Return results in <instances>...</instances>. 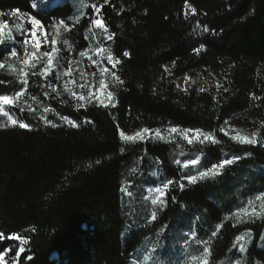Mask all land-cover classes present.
Instances as JSON below:
<instances>
[{
  "label": "trees",
  "instance_id": "1",
  "mask_svg": "<svg viewBox=\"0 0 264 264\" xmlns=\"http://www.w3.org/2000/svg\"><path fill=\"white\" fill-rule=\"evenodd\" d=\"M188 2L197 15L187 19L185 0H111L105 6L103 17L114 37L112 53L121 59L117 73L124 82L113 87L117 107L92 103L75 108L71 99L61 107L53 100L78 127L44 126L28 112L22 117L30 130L0 127V232L30 237L21 264H128L144 231L127 234L125 228L123 171L136 150L128 148L143 149L166 162L171 145H129L120 141L118 126L126 133L168 125L199 128L213 132L221 141L205 149L208 161H218L223 151H229L248 155L231 169L264 164V146L240 144L219 132L227 118L240 113L258 124L264 141V0ZM32 3L38 5V0H0V12L35 15L49 25L48 31L51 24L64 19L68 24L64 37L74 52L88 46L90 7L85 16L72 22L75 8L70 2L45 8H32ZM121 8L125 11L117 15ZM198 23L211 31L203 32ZM198 42L207 44V51L200 55L192 51ZM124 51L130 56L123 57ZM2 54L0 49V61ZM168 63L173 64L171 73L164 71ZM202 69L228 91L200 92L196 87L176 86V78ZM13 83L9 75H0V94L20 88ZM163 167L167 175L172 172L168 164ZM215 187L206 181L175 190L174 204L168 194L167 208L154 225L175 215L180 202L198 206L208 212L212 225H220L210 242L209 264L225 259L246 229L253 232L248 264H264V247L259 246L264 222L224 219L227 207L214 199ZM10 243L0 242V250ZM28 255L34 257L32 261H26ZM8 256L13 264L14 252Z\"/></svg>",
  "mask_w": 264,
  "mask_h": 264
},
{
  "label": "rangeland",
  "instance_id": "2",
  "mask_svg": "<svg viewBox=\"0 0 264 264\" xmlns=\"http://www.w3.org/2000/svg\"><path fill=\"white\" fill-rule=\"evenodd\" d=\"M65 2H70L75 8L73 16L69 19L72 22H77L85 16L87 8L93 4V0H38V5L45 8L51 4L57 5ZM12 12L9 11L5 15L0 12V23H7L17 42L22 43V30L30 29L31 25L28 23V19L32 15L18 12L16 16H12ZM59 21H55V23L58 25ZM65 24L68 25L67 22ZM17 25H21L22 28H18ZM9 29H5L6 36ZM67 30L68 27L60 26L55 29L51 27V30H47V43H43L44 38L41 37L43 46L37 50L38 62L36 63V68H32L31 64L27 66L22 64V60L24 59L22 47L17 48V57H10L7 53L13 46L12 42L8 41L6 46H0L3 53V60L0 61V64L4 65L3 68H0V75H9L16 81L13 84L20 86L18 90L13 91L11 94L0 95L15 96V93L21 90L25 93L14 105L3 106L4 110L9 111V114L13 115L18 121L24 122L22 115L28 112L36 117L35 119L38 123L44 126H50V124L45 123V120H50L55 125H68L66 121L61 119L62 116L67 115L61 112V108L53 105V100H57L61 107L66 105L70 99L73 101L70 102L73 103L75 108L84 107L92 103L100 105L98 99L93 98L89 100L87 97L90 90L100 93L101 80L107 85L104 93L112 91L116 97L113 87L119 84L120 81L116 80L112 75L113 72L118 75L117 67L113 68L107 62V55L109 52L112 53V41L106 40L108 33L103 32L102 29L90 26L87 32L89 44L85 49L81 50L86 51L87 56L80 57V51L74 52L71 43L64 37ZM53 38L56 40L55 46L58 51L48 74L41 76L40 72L47 64V60L42 56V53L51 51V39ZM97 48L106 50L97 54ZM28 51L31 52L33 49L29 46ZM88 56H91L93 59L89 60ZM93 60L97 63L93 64ZM172 66V63H168L165 66L170 73ZM102 67L108 68V72L102 74L100 72V68ZM69 69H71V73L65 75ZM22 71L28 73L26 77L28 85L26 88L21 83V80L25 78L21 74ZM186 77H189L190 80L186 81ZM175 83L177 87L179 86L183 90L191 87H196L197 89L204 88L205 90L215 88V90H218L217 85H220L217 78L206 69L195 70L192 73L180 76L175 79ZM81 84L84 85L83 88ZM65 86H67V90ZM53 88L55 92L52 91ZM72 92L76 93L75 97L71 95ZM80 95L85 96L86 99L83 101L78 100L77 97ZM113 102L115 103L116 101ZM107 103L108 101H105V104ZM29 108H31V111H29ZM45 108H48L49 111L45 112ZM20 109H23V112ZM42 116L44 119H41ZM73 121L78 125L75 120ZM226 121L228 123H224L222 127L229 133V137L240 134L251 138L253 133H255L258 142H260L259 144L264 146V141L260 140L259 137V126L255 121H248L245 115L240 113L231 115ZM6 124L7 118L0 115V125ZM171 127L177 126L168 125L158 128L161 131V135L165 137L164 140L155 137V130L157 128H149L150 133L146 134L144 142H127L129 145L135 143L137 145H144L145 143L171 145L166 162L159 157L148 154L143 149L133 148L132 146L128 148L136 150L131 161L124 167L123 171V211L126 224H128V227L125 228H128L126 230L127 234L136 229L144 230L140 242L131 253L128 264H203L204 259H208L209 257H205L204 249H210V242L213 237L211 233L220 227L218 224H211L210 216L206 210L184 202L179 203L175 215L165 222L154 225L161 213L167 208L168 194H171L173 197L175 196V190L180 191L177 184L180 182L184 183L185 189L193 186L188 185L186 180L181 181V175L197 174V168L199 170H206L212 163H218L223 158L236 156L232 152L223 151L220 160L208 161L209 157L205 149L215 145L209 142H205L204 145L198 142L188 145L187 141L178 133L169 132ZM177 128L184 129L182 127ZM140 130L142 129L125 133L134 135L136 131ZM247 156L245 154L242 157ZM196 157H200V165H189L188 169L183 168V164L187 160ZM177 160L181 162L179 165L176 164ZM165 163L170 166V170L172 171L168 175L163 167ZM233 166L221 170V174L214 178L209 177L205 181H198V183L211 181L216 186L214 188L215 191H213L214 199L221 207H227L224 219H231L234 222H247L249 221V216L245 213L244 209H248V213L250 214L254 208L261 214V217L255 221H261L264 218V208L261 207L264 205V201L256 200V196L264 194V164L245 166L241 170L231 169ZM168 179H173L176 183L170 186L173 189L171 192L165 197H161L165 203L161 204L158 201L156 205L151 204V200L157 196L154 188L157 186L162 187V184ZM174 201L176 199H172L173 204ZM153 214L157 217L154 221L152 220ZM249 231L253 233L250 229L244 230L240 235H244L245 240L238 242L235 239L234 244L238 246L239 243H244L248 250L253 241V235H246ZM259 246L264 247V228L259 240ZM8 258L9 256L5 258L6 264H10ZM237 260L240 264H248L247 252L240 253L237 248L232 247L228 256L219 264H236ZM255 264L262 263L256 261Z\"/></svg>",
  "mask_w": 264,
  "mask_h": 264
},
{
  "label": "snow or ice",
  "instance_id": "3",
  "mask_svg": "<svg viewBox=\"0 0 264 264\" xmlns=\"http://www.w3.org/2000/svg\"><path fill=\"white\" fill-rule=\"evenodd\" d=\"M110 4H111V0H103V3H99V4L93 3L89 6L91 8V16L89 17L90 25L94 26L96 29H102L103 32L108 33V35L106 36V40L108 41H112L114 37H113V34L109 33V28L103 17V10L105 6H108ZM31 7L37 8L38 5L36 3H32ZM128 10L131 11V9H128ZM124 11L125 9L121 8L120 12H118L117 15L121 14ZM17 14H18L17 11L12 12V16H16ZM183 15L185 19H187L189 15L193 17L197 15V9L191 3H189L188 0H185ZM28 23H30L31 27L30 29L22 30V33H21L22 43L17 42L16 37L12 35V32L9 29V25L7 23H0V46H6L8 41L12 42L13 46L9 49L7 53L10 57H17L18 56L17 48L22 47L24 50V59L22 60V64L25 66L31 64L32 68H36V63L38 62L37 61V58H38L37 50H39L43 46L41 37L44 38L43 43H47L48 41L47 28L49 27V25L44 24L42 20L37 18L35 15H32L29 17ZM133 23H135V20H133ZM50 26L54 29L60 26L67 28V25L65 24L64 19H61L58 25L56 23H53ZM17 27L22 28L21 25H17ZM201 27H202L203 32L205 33H208L211 31V29L208 26L206 25L202 26L198 23L197 28H201ZM5 29H9L7 36L5 35ZM55 45H56V40L53 38L51 39V51L50 52L45 51L42 53V56L45 57L47 60V64L41 70L40 72L41 76H46L49 72V69H51L53 66V60L56 57V54L58 51ZM29 46L33 49V51L31 52L28 51ZM105 50L106 49H103V48H97L96 52L97 54H99L100 52H103ZM192 51L194 52V54L200 55L202 52L207 51V44L204 42H198V46H196L195 44L193 45ZM122 55L123 57H129L130 53L128 51H124ZM79 56L85 57L87 56V52L80 51ZM88 59L92 60L93 58L91 56H88ZM107 62L113 68H116L118 65L121 64V59L115 57L111 52H109V54L107 55ZM96 63L97 62L93 60V64H96ZM3 67L4 65L0 64V68H3ZM164 71L167 72L168 71L167 68H165ZM100 72L102 74L106 73L108 72V68L102 67L100 68ZM70 73H71V69H69V71L66 72L65 75H69ZM21 74L23 77H25L21 80V83L26 88L28 85V80L26 79L28 73L22 71ZM112 75L116 80H119L120 83H124L123 80H121L120 77L115 72H113ZM188 80H190V78L186 77V81ZM65 87L67 90V86ZM81 87L83 88L84 85L81 84ZM217 87L223 88L224 92L228 91V88L224 87V85H217ZM106 88H107V85L105 84L103 80H101L100 81V93L90 90L87 99L89 100L93 98L98 99L100 105L105 108H107L109 105H111V107L113 108L117 107V103H114L113 101H118V97H115L112 91H107L106 93H104V89ZM52 91L55 92V89L53 88ZM199 91L204 92L205 89L200 88ZM24 94H25L24 91L21 90V91H17L15 93V96L0 95V115L7 118V124L0 126V127H7L8 125H10L14 127L18 126L20 129L30 130V126L28 123L18 121V119L13 117V115L9 114V111H5L3 107L5 105H9V106L14 105L20 97L24 96ZM45 95H47V93H45ZM71 95L75 97L76 93L72 92ZM77 99L80 101H83L86 99V97L83 95H80L77 97ZM252 99L259 100L260 98L253 96ZM105 101H108V103L105 104ZM20 111L23 112V109H20ZM29 111H31V108H29ZM44 111L48 112L49 109L45 108ZM41 119H44V117L42 116ZM61 119L66 121L67 124L71 125L73 128L78 127V125L74 123V121L67 116H62ZM45 123L50 124L52 127H56V125L52 123V121L50 120H45ZM224 123L227 124L228 122L225 121ZM169 132L178 133L180 136L183 137L184 140L187 141L188 145H193L194 142H198L201 145H204L205 142H209L212 145H217L221 143V141L217 139L216 135L213 132H206L199 128L197 129H188V128L178 129L177 127H171L169 129ZM219 132L223 133L224 136H229V133L225 130L224 127H220ZM149 133H150V129L148 127H144L142 130L136 131L134 135H129V134H126L124 130L119 129V126H118L119 139L120 141L125 142V143L138 142V141L144 142L146 140V134H149ZM155 137L159 138L160 140L165 139V137L161 135V131L158 128L155 130ZM229 139L231 141L239 142L240 144L249 145L253 147L258 146V144L260 143L258 142L255 133H253L251 138L237 134V135L230 136ZM120 151L124 152V148H121ZM201 151L203 150L201 149ZM241 158L242 157L239 155L233 156L231 158H223L218 163H212L210 167L206 168V170H199V168H197V174L181 175V181L186 180L188 185H196L198 181H205L209 177H213V178L216 177L217 175L221 174V170H225L227 167L233 166L238 161H240ZM97 163H100V161H97ZM180 163L181 162L179 160L176 161L177 165H179ZM200 163H201L200 157L189 159L183 164V168L188 169L189 165L198 166L200 165ZM174 183L176 182L173 179H168L166 182L162 184V187L161 186L155 187L154 191L155 193H157V196L155 199L151 200V204L156 205L158 201H160L161 204H164L165 201L162 200L161 197H165L169 192L173 190L170 186H172ZM177 187L180 191L185 190V184L182 182L178 183ZM172 199L175 200L176 199L175 196H173ZM256 200L264 201V194L256 196ZM261 207L264 208V205H262ZM244 211L249 216V222H254L256 219H259L261 217L260 212H257L254 208L252 209L250 214L248 213V209H244ZM156 219L157 217L155 216V214H153L152 220L154 221ZM261 222H264V220H261ZM33 231H35V229H33ZM219 231H220V228L218 227L216 231L211 233V235L215 237ZM246 235L251 236L252 235L251 231L247 232ZM236 240L238 242H243L245 240V236L244 235L237 236ZM3 241H9L11 243L9 244V246L3 247V250H0V264H6L5 258L10 253H13V252H14V257H15L13 264H21L20 258L22 254L28 251L26 246H28L31 242L30 237L21 235L19 233H11L6 236L3 232H0V242H3ZM233 248H237V250L240 253L247 252V247L245 246L244 243H239L238 246L234 244ZM204 253H205V257L209 256L210 249L205 248ZM33 258L34 257L32 255H28L26 256L25 259L26 261H32ZM203 264H209V261L207 258L204 259ZM236 264H240V262L237 260Z\"/></svg>",
  "mask_w": 264,
  "mask_h": 264
}]
</instances>
